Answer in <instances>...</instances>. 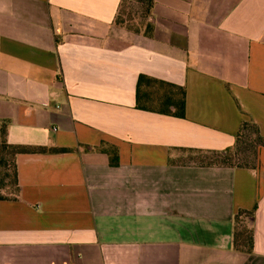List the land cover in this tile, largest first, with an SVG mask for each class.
<instances>
[{"label":"crops","instance_id":"crops-1","mask_svg":"<svg viewBox=\"0 0 264 264\" xmlns=\"http://www.w3.org/2000/svg\"><path fill=\"white\" fill-rule=\"evenodd\" d=\"M120 4L0 0V121L28 150L0 264H264V146L249 168L190 160L244 121L264 139V0H152L148 33L115 24ZM139 76L183 89L184 117L149 82L138 109ZM254 207L237 251L233 218Z\"/></svg>","mask_w":264,"mask_h":264},{"label":"trees","instance_id":"trees-1","mask_svg":"<svg viewBox=\"0 0 264 264\" xmlns=\"http://www.w3.org/2000/svg\"><path fill=\"white\" fill-rule=\"evenodd\" d=\"M140 1H142V3L147 4V7H148L147 12L150 13V9L152 7V0H140ZM124 2L125 0H121L119 10L115 17V24L118 25L119 27L122 26L120 14H121ZM150 29H151V26L148 23L145 25L143 30L145 33H148ZM139 31L136 30V32H139ZM145 82H149L154 85H158L160 87H165L171 90H175V94L172 97L165 98V101L162 102V105H160V108H161L160 110L163 111L162 113L164 115L173 116L177 118L184 117L185 106H184L183 89H178L177 87L175 88L173 85L166 84L163 82L147 79L143 76H139L138 82H137L136 107L138 109H142L146 111L148 110L146 107H143L140 105V86ZM170 108H172L173 111H170ZM7 129H8V122L5 120L0 121V201H15L19 194V184H18V179H17V156L22 152H27L28 150L17 147V146L10 145L7 141ZM246 132H250L251 133L250 135L254 137L252 140V143L254 144L253 146L254 150H256L257 147L264 146V139L259 135V131L256 125H254L252 122L244 121L241 123L239 130L237 131L235 135V143L233 147L223 152H212L211 154L218 155L221 157L229 155L223 159L227 161L229 160V164H223V166L239 167V168L254 167L256 164L255 154H253V157H252V164H253L252 166H248L247 164L235 166L234 164H231V161L237 155L236 153L234 156L231 155L233 154L234 150L242 152V149H240V145L242 144V140L245 137ZM30 151L33 152L36 150H30ZM41 151L44 152V150H41ZM52 151L55 153H63L66 150L56 149ZM99 151L108 156L109 164L111 166L113 167L117 166L118 156H117L116 148L108 146L107 144H101V146L99 147ZM198 154H207V152H197L194 155H198ZM201 165L210 166L212 164L208 163V164H201ZM7 183H10V184H7ZM8 188H13V190H8ZM254 210H255V207L251 211L240 210L235 214L233 218V224H234L233 247L237 251L251 253L253 230H252V227L249 226L250 225L249 223H250V220L253 218ZM241 217L245 218V222L243 221L240 222ZM239 223H243V226L240 230L241 232H238Z\"/></svg>","mask_w":264,"mask_h":264},{"label":"rangeland","instance_id":"rangeland-1","mask_svg":"<svg viewBox=\"0 0 264 264\" xmlns=\"http://www.w3.org/2000/svg\"><path fill=\"white\" fill-rule=\"evenodd\" d=\"M147 4L142 3L140 0H125L122 11L120 14V18L122 21V28L136 32L140 29L143 30L145 25L148 24L147 19L149 16V13L147 12ZM140 30V31H141ZM250 132H246L245 137L242 140V144L240 145V149H242V152L234 150L232 156L237 154L233 160L231 161V164H234L235 166H240L243 164H247L248 166H252V157L253 154H255L257 158V150H254V144L252 143V140L254 137L250 135ZM251 136V137H250ZM240 152V153H239ZM244 153V154H243ZM243 154V155H242ZM229 155H226L224 157L214 155L211 153L207 154H198L194 155L190 160L195 161L197 163L201 164H212V165H223V164H229V160H223ZM244 158H242V157ZM254 160V159H253ZM10 184V183H7ZM8 190H13V188H8ZM245 222V218L241 217L240 222ZM243 226V223H239V230L238 232H241V228Z\"/></svg>","mask_w":264,"mask_h":264}]
</instances>
